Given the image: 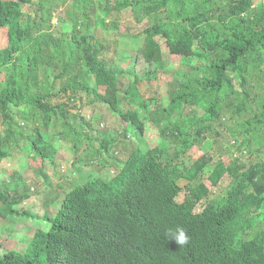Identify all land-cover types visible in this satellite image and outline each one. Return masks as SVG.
Returning <instances> with one entry per match:
<instances>
[{"label":"trees","instance_id":"obj_1","mask_svg":"<svg viewBox=\"0 0 264 264\" xmlns=\"http://www.w3.org/2000/svg\"><path fill=\"white\" fill-rule=\"evenodd\" d=\"M32 2L0 0V156L5 145H27L43 170L55 162L56 139L74 152L85 140L86 153L108 154L107 163L100 158L114 173L58 191L48 229H34L0 264H264V2L73 0L55 25L50 0L38 1L35 17L23 11ZM123 11L129 27L146 20L141 31L112 36L118 51L135 53L127 69L101 58L90 21L120 20ZM143 80L163 86L160 98L140 91ZM82 93L126 124L95 149L90 122L71 111ZM21 119L32 126H16ZM223 130L235 153L221 151L203 179L209 139ZM224 175L227 187L198 207ZM7 192L2 218L36 215L14 208L26 192ZM177 226L190 236L183 248L164 235Z\"/></svg>","mask_w":264,"mask_h":264},{"label":"rangeland","instance_id":"obj_2","mask_svg":"<svg viewBox=\"0 0 264 264\" xmlns=\"http://www.w3.org/2000/svg\"><path fill=\"white\" fill-rule=\"evenodd\" d=\"M32 1L31 5L23 6V11L28 13L30 16L35 17V10L39 0ZM72 1L73 0H50L52 24L55 25L59 17L71 9ZM261 1L264 2V0ZM127 12L123 11L122 18L120 20L105 19L103 25L95 23L98 20V14H95L96 17L93 15L90 16V21L92 23L91 27L96 28V32L100 33L101 36L99 35V41L104 46L101 58H104L108 62H112V64H117L124 69L128 68L129 60L135 55V53L133 51H118L115 46V40H111L114 39L112 36L123 35V27L129 28L130 32L141 31L146 24V20L140 24H133L131 20V27L133 24L134 28L129 27V20L123 18L128 14ZM119 24L121 26H119ZM65 27L70 26L64 25V28ZM102 27L103 29H101ZM117 44L119 43L117 42ZM5 46L6 30L3 29L0 30V48H4ZM123 46L125 49L130 48V46L125 44H123ZM137 58L139 62L135 69L138 74H143L145 73V69L142 68V66H144V62L142 61V57L140 55H138ZM163 58L168 62L170 61L174 63L176 61V59L170 56L167 52L163 54ZM2 75L3 72L0 71V79L2 78ZM144 81L145 80L140 82V91L147 97L155 95L157 98H160L158 92L162 91L161 89L164 90L163 86L156 80L153 82ZM119 82L120 89L123 90L128 80L124 77L120 78ZM90 85L93 86V81H90ZM60 101L67 103L64 97H62ZM74 104L75 108L71 111L79 112L80 115L91 124V137L96 141L93 147L91 146V149H95L98 146L101 138L107 141V138L114 137L119 134L126 125L116 113H113L110 110L109 106L92 100L91 96H87L84 93L77 97ZM22 110L28 112V110L24 107H22ZM16 126L21 129H29L32 126V123L21 119V121L16 122ZM1 128H3V126H1ZM147 130L148 128L146 131ZM47 132L48 134H52L54 129L50 126L48 127ZM209 140L211 147L207 149V155L211 158V164L201 175L203 179L206 178L208 170L211 168L212 164L218 160L221 151L223 152L228 148L232 152L233 149V139H231L229 134H227L226 130H223L222 135L217 137L215 140ZM85 143V140L82 141L79 149L74 152L69 148L70 142L67 139H56L53 143L54 147L58 150L55 162L53 165L46 164L43 170L39 168V163L36 159L33 160L28 157L29 153L27 145L26 147L20 145L19 148L16 146L9 148L5 145L4 151L6 152V155L5 157L0 156V192L6 195L9 190L26 192L27 198H25L20 204L14 206V208L18 212L28 210L30 213L36 215H34V217L8 215L6 218H2L0 216V256L9 250L21 252L27 244V240L29 239L28 237L32 236L34 229L37 228L43 231L48 229V224L44 219L45 217H50L55 213L57 207V204L55 205V203L61 197V194L58 197L55 195L59 194L58 191L64 189L61 192L63 194L67 191L66 187H71L75 183L83 184L86 181H93L98 178L105 179L110 175H113L114 169L109 168L108 165H103V160L100 158L104 157V160L107 163L108 154L106 152L100 153L99 157L95 156L90 150L87 153L91 154V156L86 157L87 153L84 151ZM112 145L111 148L108 145L110 150L112 149ZM233 152L235 153L234 149ZM237 155L241 161L248 162L246 155ZM193 158H196L195 154L193 155ZM228 182V176L224 175L219 183L215 187L211 188L207 199L200 202L198 207H202L208 199H211V197L223 191L227 187ZM183 184V181L180 182L181 186Z\"/></svg>","mask_w":264,"mask_h":264},{"label":"clouds","instance_id":"obj_3","mask_svg":"<svg viewBox=\"0 0 264 264\" xmlns=\"http://www.w3.org/2000/svg\"><path fill=\"white\" fill-rule=\"evenodd\" d=\"M167 241H174L179 248H183L190 242V236L182 226H177L175 229L168 228L164 233Z\"/></svg>","mask_w":264,"mask_h":264}]
</instances>
